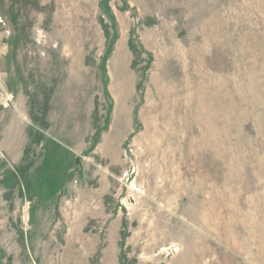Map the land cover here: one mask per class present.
<instances>
[{
	"label": "rangeland",
	"instance_id": "obj_1",
	"mask_svg": "<svg viewBox=\"0 0 264 264\" xmlns=\"http://www.w3.org/2000/svg\"><path fill=\"white\" fill-rule=\"evenodd\" d=\"M0 264H264V0H0Z\"/></svg>",
	"mask_w": 264,
	"mask_h": 264
}]
</instances>
